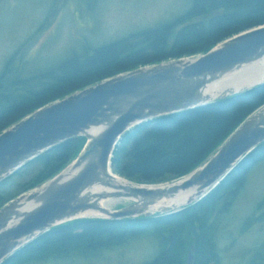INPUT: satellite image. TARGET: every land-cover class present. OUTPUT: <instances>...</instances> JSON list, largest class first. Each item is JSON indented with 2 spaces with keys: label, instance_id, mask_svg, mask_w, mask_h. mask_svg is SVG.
I'll list each match as a JSON object with an SVG mask.
<instances>
[{
  "label": "trees",
  "instance_id": "trees-1",
  "mask_svg": "<svg viewBox=\"0 0 264 264\" xmlns=\"http://www.w3.org/2000/svg\"><path fill=\"white\" fill-rule=\"evenodd\" d=\"M264 26V0H193L192 6L159 27L96 47L85 48L34 76L0 72V134L57 100L96 83L141 67L205 54L217 44ZM264 106V85L195 110L144 123L127 133L129 142L117 147L112 169L141 184L180 179L201 166L254 112ZM78 138L55 147V164L42 185L81 152ZM264 162V144L246 157L206 198L168 216L132 220H79L41 235L4 264H37L119 247L145 235L161 244L159 254L146 264H186L195 249L194 264L218 259L217 219L227 214L246 186L252 170ZM221 204V206H220ZM264 207V201L261 204ZM220 208V209H219ZM255 264H264V258Z\"/></svg>",
  "mask_w": 264,
  "mask_h": 264
},
{
  "label": "water",
  "instance_id": "water-1",
  "mask_svg": "<svg viewBox=\"0 0 264 264\" xmlns=\"http://www.w3.org/2000/svg\"><path fill=\"white\" fill-rule=\"evenodd\" d=\"M255 66L261 67V81L238 90L226 88ZM263 85L264 26H260L205 54L141 67L76 91L2 132L0 183L61 144L78 138L86 142L78 156L49 181L0 210V264L41 235L74 221L168 216L202 201L264 144V106L201 166L170 183L141 184L115 174L112 159L117 147L127 133L144 123ZM108 200L122 207L107 208ZM194 253L192 248L186 264H194Z\"/></svg>",
  "mask_w": 264,
  "mask_h": 264
},
{
  "label": "rangeland",
  "instance_id": "rangeland-1",
  "mask_svg": "<svg viewBox=\"0 0 264 264\" xmlns=\"http://www.w3.org/2000/svg\"><path fill=\"white\" fill-rule=\"evenodd\" d=\"M192 3L193 0H0V72L7 64L10 73L20 71L25 77L34 76L73 54H82L85 48L100 47L169 23ZM129 139L130 135L121 142L126 144ZM57 166L54 153L49 151L1 182L0 210ZM263 201L264 162L252 170L230 211L217 219L219 256L211 264H255L261 254L264 258ZM160 250L159 240L148 234L95 255L91 251L37 264H146Z\"/></svg>",
  "mask_w": 264,
  "mask_h": 264
},
{
  "label": "bare ground",
  "instance_id": "bare-ground-1",
  "mask_svg": "<svg viewBox=\"0 0 264 264\" xmlns=\"http://www.w3.org/2000/svg\"><path fill=\"white\" fill-rule=\"evenodd\" d=\"M263 67V66H262ZM261 67H253L247 71H245L241 76L233 79L229 83H227L225 86L227 89L232 90H238L243 87L250 86L251 84H255L262 80L263 74L260 73ZM117 201L114 200H108L105 201L104 205H106L107 208L114 209L116 206L115 204Z\"/></svg>",
  "mask_w": 264,
  "mask_h": 264
}]
</instances>
